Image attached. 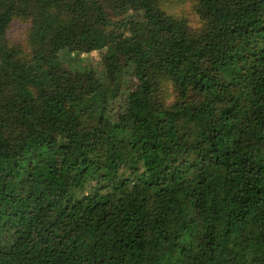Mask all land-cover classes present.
I'll list each match as a JSON object with an SVG mask.
<instances>
[{
	"label": "trees",
	"instance_id": "trees-1",
	"mask_svg": "<svg viewBox=\"0 0 264 264\" xmlns=\"http://www.w3.org/2000/svg\"><path fill=\"white\" fill-rule=\"evenodd\" d=\"M197 1L0 0V264H264V0Z\"/></svg>",
	"mask_w": 264,
	"mask_h": 264
},
{
	"label": "rangeland",
	"instance_id": "rangeland-1",
	"mask_svg": "<svg viewBox=\"0 0 264 264\" xmlns=\"http://www.w3.org/2000/svg\"><path fill=\"white\" fill-rule=\"evenodd\" d=\"M197 5V0H161L163 11L172 15L176 20L185 22L192 31H200L204 27V20L197 12ZM29 24V21L25 19L15 18L8 29V39L13 46L22 50V57L24 59H27L28 56H30V47L27 40ZM83 58H85V63L87 64L95 63L98 65L100 53L94 52L90 55H85ZM161 87L163 91V99L166 103L174 104L177 102L179 97L173 84L168 81H163Z\"/></svg>",
	"mask_w": 264,
	"mask_h": 264
}]
</instances>
